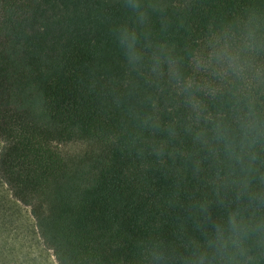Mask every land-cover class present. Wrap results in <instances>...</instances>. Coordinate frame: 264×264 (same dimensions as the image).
<instances>
[{
  "label": "trees",
  "instance_id": "16d2710c",
  "mask_svg": "<svg viewBox=\"0 0 264 264\" xmlns=\"http://www.w3.org/2000/svg\"><path fill=\"white\" fill-rule=\"evenodd\" d=\"M121 0H0V264H128L170 183L125 145ZM179 47L262 0H167ZM42 98L40 111L25 100ZM163 108L165 98L157 97ZM81 145L70 154L63 147Z\"/></svg>",
  "mask_w": 264,
  "mask_h": 264
},
{
  "label": "clouds",
  "instance_id": "9594fccd",
  "mask_svg": "<svg viewBox=\"0 0 264 264\" xmlns=\"http://www.w3.org/2000/svg\"><path fill=\"white\" fill-rule=\"evenodd\" d=\"M120 7L111 42L134 85L117 102L125 145L170 181L128 264H264V7L184 47L165 34L167 0Z\"/></svg>",
  "mask_w": 264,
  "mask_h": 264
},
{
  "label": "rangeland",
  "instance_id": "374dc122",
  "mask_svg": "<svg viewBox=\"0 0 264 264\" xmlns=\"http://www.w3.org/2000/svg\"><path fill=\"white\" fill-rule=\"evenodd\" d=\"M63 152L65 153H70V154H76V153H80L81 151H85V147L81 146V145H69V146H64L63 148Z\"/></svg>",
  "mask_w": 264,
  "mask_h": 264
}]
</instances>
